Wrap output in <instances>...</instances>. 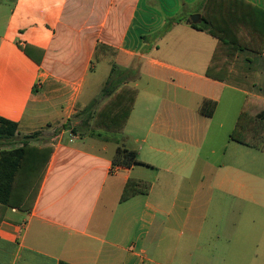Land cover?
<instances>
[{"label": "crops", "instance_id": "0c3cea01", "mask_svg": "<svg viewBox=\"0 0 264 264\" xmlns=\"http://www.w3.org/2000/svg\"><path fill=\"white\" fill-rule=\"evenodd\" d=\"M208 1L0 0V117L18 124L6 148L53 150L33 209L8 208L0 222V264H184L180 244L200 242L210 187L260 204L249 173L222 159L243 109L264 117V49L238 51L225 81L208 77L219 41L192 26ZM244 1L264 11V0ZM126 88L138 96L124 131L95 129ZM120 147L142 164L114 166ZM199 162L213 180L202 196L191 185ZM132 178L151 191L121 202Z\"/></svg>", "mask_w": 264, "mask_h": 264}, {"label": "trees", "instance_id": "16d2710c", "mask_svg": "<svg viewBox=\"0 0 264 264\" xmlns=\"http://www.w3.org/2000/svg\"><path fill=\"white\" fill-rule=\"evenodd\" d=\"M260 14H264V11L244 0L208 1L202 23L192 24L195 29L208 32L219 41L207 71L208 77L225 81L232 62L241 49H249L255 52L263 51L264 20H261ZM241 30L247 32L246 37L237 39ZM260 38L263 41L261 46L251 45L252 42L254 43L256 39ZM31 49V47L24 49L30 57H32ZM218 61H220L219 66ZM40 62L41 59H37V63ZM114 71L115 68H113ZM127 91L130 94V102L127 101ZM137 96V89L126 88L120 91L94 116L93 127L95 129L103 128L112 133L123 132ZM215 109V102L205 101L201 112L207 116H212ZM17 131V123L0 117V222L3 221L8 208H16L23 212H29L33 209L53 151L52 148H49L45 152L30 146L28 143H24L19 148L7 149L6 147L15 143L14 138ZM231 140L263 151L264 117L261 114H251L246 108L243 109L231 134ZM139 164L142 162L139 161L136 150L120 147L113 157L114 166L131 168ZM151 187L150 182L134 178L129 179L124 188L121 202L136 195H147L150 193ZM59 264L69 263L60 262Z\"/></svg>", "mask_w": 264, "mask_h": 264}, {"label": "rangeland", "instance_id": "374dc122", "mask_svg": "<svg viewBox=\"0 0 264 264\" xmlns=\"http://www.w3.org/2000/svg\"><path fill=\"white\" fill-rule=\"evenodd\" d=\"M139 68L135 71L138 72ZM148 78L138 76L141 88L147 85ZM140 106V105H139ZM231 155L222 159V165H236L249 173V190L255 188L254 197L260 204L244 203L238 198L226 194L218 185L207 191L213 197L212 204L202 211L206 215V228L200 236V242H183L177 262L187 264L185 260L191 253L194 264H264V153L237 143L230 145ZM240 157H244L239 162ZM220 163V162H217ZM204 164L199 162L193 169L191 185L200 187L201 196L213 180H202ZM253 176V177H250ZM190 184L185 183V186ZM185 215V212H182ZM198 243V247H196ZM169 245H175L169 239Z\"/></svg>", "mask_w": 264, "mask_h": 264}, {"label": "water", "instance_id": "95a60500", "mask_svg": "<svg viewBox=\"0 0 264 264\" xmlns=\"http://www.w3.org/2000/svg\"><path fill=\"white\" fill-rule=\"evenodd\" d=\"M199 19H200L199 15H194V16L191 17L190 21L193 22V23H197V22H199Z\"/></svg>", "mask_w": 264, "mask_h": 264}]
</instances>
